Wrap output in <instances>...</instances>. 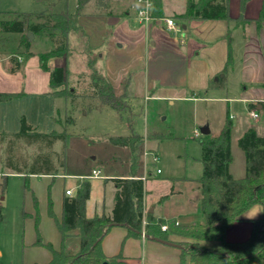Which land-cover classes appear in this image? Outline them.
<instances>
[{"label":"crops","instance_id":"0c3cea01","mask_svg":"<svg viewBox=\"0 0 264 264\" xmlns=\"http://www.w3.org/2000/svg\"><path fill=\"white\" fill-rule=\"evenodd\" d=\"M161 1L165 13L162 18L172 17L168 11L177 10V12H181V9H185L186 5L185 0V5L178 9L167 7L165 0ZM112 3L113 8L118 12L113 0ZM263 4L264 0H250L242 10L240 0H229L230 16L234 19L240 16L249 19L246 24L236 25L232 23L231 25L226 19L181 21L173 17L181 26L180 29L175 30L167 28L165 22L160 19L154 18L148 22L140 20L137 16V1L133 0V8L128 6L124 12L119 11L123 12L120 15L118 13L98 15L91 12L81 15L79 24L84 34L81 33L79 39L86 40V47L98 54L100 62L102 59V68L99 70L107 76L117 94L124 92L129 78L127 90L130 89L131 94H134L132 91L134 86L131 85L130 77L131 72L134 71L135 73L144 72H140L139 74L142 73V75L139 77L143 78L144 75L146 78V81L136 83L135 87L145 83L147 90H149L159 84L161 88L159 93L155 95L158 97L200 100L207 98L202 97L204 92L220 89L226 91L224 97L214 98L226 99L227 101L228 111L222 128L229 114L233 121L231 147L234 157V146L238 145L239 138L248 128L253 127L258 133L264 135V20H260ZM15 13L18 14V12ZM229 31L232 32L233 38V62L228 66ZM19 35L16 48L12 51L5 49L8 39L6 36L0 35V92L17 93L12 99L0 102L1 150L6 149L12 140L15 142V146L24 144L22 140H18L13 135L20 129L21 116L27 114L24 110H17L18 103L26 100L38 106L44 100L62 97L56 94L51 87L50 71L41 67L40 51L33 49L37 35L35 39L29 40L28 48L20 43L22 34L19 33ZM128 59H134L135 64L126 68L119 66L120 63ZM14 64H18V67L13 71L12 66ZM48 66L54 68L59 65H51L49 60ZM96 66H98V62H96ZM229 73L236 75L232 81V87L234 86L236 90L235 95H230L228 92L230 86ZM221 74L223 76H220ZM222 77H225L222 87L209 88L211 80H219ZM181 88L184 91H181ZM188 92H192L193 95H189ZM151 97H154L152 93H146L148 100ZM238 102L243 105L246 115L241 111L232 112L233 106L236 107L235 103ZM251 108L259 111V117L253 118L250 115L249 110ZM238 116L239 119H236ZM242 116H248L252 120ZM205 126H209V123ZM236 127L240 128V132L234 137L233 131ZM210 135L212 136L211 129ZM158 136L161 138H156L154 135L148 136L146 144H152L154 139L162 140L167 135L160 133ZM153 148L159 152V145H153ZM146 153L144 160L148 155L147 151ZM243 155L240 159L239 173L233 171L234 158L230 165L231 173L236 178L243 177L246 172L244 152ZM95 169L100 170L93 168V170ZM128 170L120 174L109 173L107 175L110 176L109 178L127 177ZM12 173L24 174L14 171ZM159 173L140 174V177L145 181V212L152 214L155 218L174 219L180 225H189L195 222L204 223L205 216L201 211V192L198 183L201 175L195 177L191 175L171 176L163 180L158 176ZM0 174L4 175L5 173L0 171ZM38 175L41 174H31V176ZM43 175L55 176V174ZM179 180L184 182L185 189L175 185V182ZM165 182L169 184V191L162 195L154 194L152 196L149 183H152L151 187H153ZM77 187L78 184L61 191L54 210L58 220L62 218L63 199L68 195L66 190L71 189L72 194L69 196L74 195ZM112 210L110 207L109 211H106L105 205H101V207H95L91 212L87 201L88 216L102 213L111 214ZM29 213L27 216L33 215L31 212ZM262 213L263 206L261 204L253 206L247 212L246 219L234 222L227 229L225 240L228 242L247 240L253 229L252 219L260 217ZM34 214L36 222L37 212ZM144 224H146V218ZM38 229L43 242L51 243L55 249L63 247L68 252L76 253L79 251V237L74 233L63 241L56 220L49 213L48 218H45L43 223L39 221ZM181 240L187 239L176 234H170L168 241L176 243ZM36 241L37 229L29 233L23 241L20 264L45 263L52 258V252L46 246L38 245ZM201 243L208 247H217L221 244V240H204ZM102 247L107 256L122 254L137 264H179L181 260L179 245L149 238L143 234L139 236L130 235L128 234V227L123 224H116L111 227L103 238Z\"/></svg>","mask_w":264,"mask_h":264},{"label":"rangeland","instance_id":"374dc122","mask_svg":"<svg viewBox=\"0 0 264 264\" xmlns=\"http://www.w3.org/2000/svg\"><path fill=\"white\" fill-rule=\"evenodd\" d=\"M78 0H0V16L15 17L16 13L32 12L34 15L28 18L29 22H42L51 12L76 10ZM117 11H124L128 6L132 7L133 0H113ZM167 7L181 8L185 0H165ZM184 9H181L183 12ZM88 13L96 12L94 0ZM181 12L170 10L168 13L175 17ZM81 30L73 31L69 35V48L63 56H55L50 59L51 65L66 66L68 70L69 88H75L77 96L71 100L65 97L47 99L38 106L31 101L18 103L17 110H24L28 123L33 124L41 132H66V140L58 139L51 147L34 143L17 144L13 149H0V205L2 206V219L0 220V264H20L21 250L25 237L36 228L35 212H39L38 221L48 218L49 200L53 201V209L59 200L61 191L67 187H75L81 178L91 182V196L88 199L89 211L95 207L105 205L106 211L115 205L116 185L113 178L107 174H120L130 169V149L127 146L117 145L110 138L113 136L131 135L137 133L144 136L143 152L140 160L139 174L150 175L156 173L160 179L166 180L171 176L184 175L200 176L202 173L200 138L203 137L201 128L209 123L212 136H216L222 128L228 105L226 99L220 100L214 97H224L223 89L208 91L202 94L207 97L200 100L175 97L174 99L155 96L161 86L157 84L147 90L145 83L135 87L136 83L146 81L145 76L140 78L142 71L131 72V85L134 86L129 94L128 108L118 111L111 106L100 104L93 98V89L89 87L91 69L102 68V59L98 60V54L86 47V40L79 39ZM1 36L8 39L5 49L12 51L18 41L19 33L1 32ZM36 36V35H35ZM34 36V39H35ZM64 37L58 32L54 40L44 35H37L33 43V49L40 52H48L62 45ZM105 47V46H104ZM98 62V66H96ZM135 64V60L128 59L120 63V67L126 68ZM142 72L141 74H139ZM235 74H228L230 86L228 92L235 95L232 81ZM128 78V77H127ZM64 90H67V86ZM148 91V92H146ZM181 91L184 89L181 88ZM146 93L154 95L149 100ZM180 93V92H177ZM193 95L192 92H188ZM177 95V94H176ZM185 95V94H182ZM233 106L232 112L241 111L246 115L243 105L238 102ZM37 107V108H36ZM250 118L248 116H242ZM241 117V118H242ZM239 119V116L238 118ZM251 119V118H250ZM252 120V119H251ZM21 123V122H20ZM19 129V128H18ZM198 132V135H196ZM240 132L236 127L233 131L235 137ZM149 133V134H148ZM167 135L162 140H153L146 144L148 136ZM153 145H159V152ZM239 145L234 146L233 171L239 173L240 159L243 151ZM148 155L145 157V152ZM48 153L53 165L59 168V174L47 177L43 174L29 176L30 187L25 188V174L17 172L9 167V163L18 165V169L30 170L40 162L39 156ZM51 153H54L53 156ZM152 154L159 155V161L153 160ZM59 158L65 159V166H61ZM60 160V161H61ZM18 161V162H16ZM22 162V164H21ZM42 163V161H41ZM93 168H99L101 176H92ZM11 169V170H10ZM17 169V168H14ZM151 172V173H150ZM129 174V170H128ZM152 196L162 195L169 191L167 182L151 187ZM177 187L185 189L183 181H176ZM38 209V210H37ZM105 211V212H106ZM31 212L33 215L27 216ZM30 214V213H29Z\"/></svg>","mask_w":264,"mask_h":264},{"label":"trees","instance_id":"16d2710c","mask_svg":"<svg viewBox=\"0 0 264 264\" xmlns=\"http://www.w3.org/2000/svg\"><path fill=\"white\" fill-rule=\"evenodd\" d=\"M250 0H240L243 10ZM154 8L151 15L156 18L165 16L161 0H153ZM92 0H78L74 12L61 11L51 12L45 16L42 22H29L28 18L33 15L31 12H22L15 17L0 16V33L17 32L21 33L20 43L27 48L30 45L26 31L35 35H44L54 40L56 33L64 37L61 46L48 52H40L41 67L50 71V84L56 94L73 100L78 94L75 88H69L68 70L66 66H55L50 68L48 62L55 56H63L69 48V35L73 31H79V17L87 13ZM94 7L98 9L92 14L113 15L123 12H116L112 0H94ZM127 11V10H126ZM174 18L187 21L189 19H226L239 25L246 24L249 19L240 16L234 19L229 13V0H186L185 9ZM260 20H264V4L260 14ZM82 34L83 31H82ZM232 32L229 31V51L227 65L233 62ZM91 69L89 87L93 89L92 97L98 99L100 104L111 106L123 111L128 108L129 94L127 88L130 82L128 79L125 90L117 94L107 76L98 68ZM18 64L12 66L16 70ZM225 77L219 80H211L209 88L222 87ZM67 86V90H64ZM17 93L0 92V102L8 101ZM264 105V104H263ZM252 106V105H251ZM233 121L228 114L226 122L217 136L203 135L200 138L202 173L198 179L201 192V211L205 216V222H195L189 225H180L174 219L163 217L155 218L152 214L145 212V181L140 177V160L143 152L144 136L137 133L131 135L113 136L110 140L130 149V169L127 177H115L116 185L115 205L111 214L87 215V201L91 195V182L81 178L74 195H66L62 204V218L58 220L54 209L53 201L49 200L48 213L56 220L61 232L63 241L72 234H76L80 240V248L76 253L68 252L63 247L55 249L49 242H43L38 229L39 212L36 214V228L38 245L46 246L52 252V258L45 263L35 264H137L122 254L107 256L103 251L102 241L111 227L116 224H123L128 227V234L145 235L149 238L169 240L170 234H176L187 240L177 241L181 248V260L179 264H264V135L250 127L238 140V145L245 154L246 172L241 178H236L230 170L233 161L231 147ZM18 140L24 143L43 144L44 147H51L58 139L66 140V132H41L35 126L28 123L27 119H21L18 132L13 134ZM156 138H161L157 134ZM15 147L12 140L8 143L7 149ZM52 156L54 153H51ZM39 156V164L25 172L18 169V165L9 163V167L17 172L25 174V188L30 187L29 176L31 174H58L59 168L53 165L48 153ZM59 158L61 166H65V159ZM42 161V163H41ZM18 162V161H16ZM22 164V162H21ZM17 168V169H14ZM263 206V213L260 217L252 219L253 229L247 240L239 242H228L225 240L227 229L236 221L246 219L247 212L255 205ZM38 210V209H37ZM2 206L0 205V220L2 219ZM146 218V224L144 220ZM167 224L168 229L163 230L162 225ZM221 240L217 247H208L201 243L204 240Z\"/></svg>","mask_w":264,"mask_h":264},{"label":"built area","instance_id":"2783aa9c","mask_svg":"<svg viewBox=\"0 0 264 264\" xmlns=\"http://www.w3.org/2000/svg\"><path fill=\"white\" fill-rule=\"evenodd\" d=\"M136 1L138 4L137 16L140 18V20L148 22L151 19L156 18V17H153L151 15V10L154 8L153 0H136ZM156 19L157 20L158 19L163 20L166 24V27L170 28V29L178 30L181 27L173 17L156 18ZM249 112L253 118L259 117V111L257 109L251 108L249 110ZM196 135H198V132H196ZM152 155H153V160L155 162H158L159 161V155L158 154H152ZM157 172L159 173V172H161V170L158 169ZM92 176H94V177L101 176L100 170H97V169L93 170ZM66 194H68V195L72 194V190L71 189L66 190ZM162 229L167 230L168 229L167 224L162 225ZM143 235H145V230H143Z\"/></svg>","mask_w":264,"mask_h":264},{"label":"water","instance_id":"95a60500","mask_svg":"<svg viewBox=\"0 0 264 264\" xmlns=\"http://www.w3.org/2000/svg\"><path fill=\"white\" fill-rule=\"evenodd\" d=\"M28 37H29V40H33L35 34L31 31H29L27 33ZM220 76H223V74H221ZM216 79H218V77H216ZM201 132L203 133V135H208L210 134V129H209V126H204L201 128ZM160 241H163V242H166V243H169V244H177V243H174V242H171V241H168V240H163V239H159V238H156ZM178 245V244H177ZM104 264H107V262H105Z\"/></svg>","mask_w":264,"mask_h":264},{"label":"clouds","instance_id":"9594fccd","mask_svg":"<svg viewBox=\"0 0 264 264\" xmlns=\"http://www.w3.org/2000/svg\"><path fill=\"white\" fill-rule=\"evenodd\" d=\"M248 218H253V217H248Z\"/></svg>","mask_w":264,"mask_h":264}]
</instances>
